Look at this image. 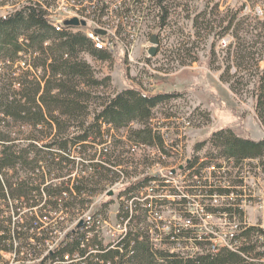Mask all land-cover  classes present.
Instances as JSON below:
<instances>
[{
	"label": "trees",
	"instance_id": "16d2710c",
	"mask_svg": "<svg viewBox=\"0 0 264 264\" xmlns=\"http://www.w3.org/2000/svg\"><path fill=\"white\" fill-rule=\"evenodd\" d=\"M73 1L97 22H102L113 7L121 14L133 9L140 13L146 2L148 10L158 13L161 25L168 17L169 0L123 1L119 6L113 0ZM8 4L12 9L0 14V253L13 255L21 264L26 260L53 264L63 253L78 251L83 255L92 246L113 264H264V227L244 223L239 204L242 191L237 188L241 182L232 179V172L226 169L249 159L257 160L264 173V138L255 140L220 128L208 140L196 143L195 151L205 143L208 146L203 157L194 153L184 164L187 196L158 174H131L113 155L117 143L129 150L148 147L162 156L169 155L172 147L164 143L160 125H154L153 110L178 94L148 95L129 87L113 95H96L91 88L107 86L109 77L95 78L91 64L80 55L106 60L110 52L96 48L79 31L55 29L48 20V9L56 0L0 2L1 6ZM24 56L39 75L28 70L14 72V64ZM254 98L255 113L264 123V68L259 72ZM93 104L96 107L91 110ZM133 123L139 127L132 128ZM108 140L107 150L92 151L93 146ZM152 181L156 183L152 185ZM117 182L123 198L118 217L129 219L120 252L103 247L96 232L95 238L85 240L94 229L87 228L85 222L105 219L112 203L106 197L95 212L87 213L93 197ZM149 185L152 198L145 192ZM190 196L201 199L205 214L238 218L240 224L229 233L228 245L212 248V234L198 236L194 228L176 224L165 235L155 228L154 235L160 240L153 241L148 215L164 205L189 215L186 206L191 203ZM214 197L223 203L213 204ZM35 206L37 209H32ZM27 207L30 209L25 210ZM62 215L75 223L80 219L85 222L67 230L57 246H49L62 227L44 226V222ZM190 242L196 250L189 247ZM116 255L119 258L115 261Z\"/></svg>",
	"mask_w": 264,
	"mask_h": 264
},
{
	"label": "rangeland",
	"instance_id": "374dc122",
	"mask_svg": "<svg viewBox=\"0 0 264 264\" xmlns=\"http://www.w3.org/2000/svg\"><path fill=\"white\" fill-rule=\"evenodd\" d=\"M68 1L54 5L50 15L69 16L76 13L74 7L81 9L73 0ZM123 1L132 2L113 0V3L119 6ZM146 4L140 13L133 9L121 14L115 7L108 12L105 24L109 25V33H115L118 37L115 48L106 50L110 52V58L101 60L86 53L80 55L91 64L95 78L109 77L107 86L91 88L96 95H113L129 87L148 95L165 92L178 94L154 108L153 123L160 125L161 132L172 140H180L182 148L178 149V153L162 156L148 147L129 150L119 141L113 155L124 163L123 168L132 171L131 174H164L169 168L178 170V166L184 165L194 153L203 157L208 144L205 143L198 151L194 150L195 144L208 140L220 128H229L239 136L255 140L264 138V123L259 121L254 110V87L259 72L264 68V0H169L168 17L163 25L158 21L156 10H148ZM11 9L9 4L0 5V14L4 15ZM87 26L103 27L91 19L87 20ZM153 34H157L158 44L156 54L151 56L148 49L152 46L150 38ZM26 58L24 56L14 64V72L19 74L28 70L39 75L40 71L28 66ZM15 87L18 88V85ZM94 107L93 104L90 109ZM131 127L137 128L139 125L133 123ZM117 135L120 139V132ZM92 151L98 154V145L93 146ZM74 155L80 161L77 151H74ZM226 169L232 172V179L241 182L237 188L242 191L239 204L244 212V223L264 227V173L258 161L243 159L238 167L227 165ZM177 172L169 182L172 188L187 196V175L180 173V170ZM73 175H76V171ZM120 188L119 182L108 185L106 190L112 191V195H108L107 191L95 195L87 212H95L101 201L110 197L112 203L105 217L115 230H118L115 225L120 221L118 214L123 199L118 194ZM145 192L152 193L150 186L146 187ZM190 198L191 203L186 208L200 216V208L203 207L201 199ZM211 202L219 205L223 199L217 198L216 202ZM29 209L27 207L25 210ZM32 209L36 210L37 207ZM62 216L44 222V226L62 227L57 229L56 240L49 242V246H57L65 232L74 226L75 221L68 219L67 215ZM154 216L156 221L161 218V226L168 225L163 235L174 224L184 225V216L170 205L162 206ZM200 221L202 225L197 232L212 234L218 244H223L229 232L240 224L237 217L227 216H203ZM107 228L111 229L110 226ZM104 234L111 236V233ZM189 247H193L192 242ZM193 248L196 250V247ZM0 264H20V261L2 252Z\"/></svg>",
	"mask_w": 264,
	"mask_h": 264
},
{
	"label": "built area",
	"instance_id": "2783aa9c",
	"mask_svg": "<svg viewBox=\"0 0 264 264\" xmlns=\"http://www.w3.org/2000/svg\"><path fill=\"white\" fill-rule=\"evenodd\" d=\"M64 1H66V0H62V1L61 0H56V4L58 5L60 2H64ZM73 3H74V1H73ZM71 6H73V4H71ZM52 7L53 6H51L48 9V11H49L48 20L58 21V26H67V25L64 24V21L66 19H69V18H72V17H77L79 20H85L86 21V25L85 26H81V25H78V26H67L68 27V31H73V32L81 31L83 33H88L89 35H92L93 38H97V44H104V45H107L108 48H113V49L115 48L116 38H118V37H117V35L115 33L113 35L109 33V30H108L109 25L105 24L106 15L103 16V21L102 22H97V24H100V25L102 24L103 27H101V26H89L88 27L87 26V20L91 19L92 21H94L93 18H92V15H90L89 11H86L85 13H83L77 7H74L76 13H73V14H71L69 16H63V17H52V14L50 15ZM96 29H102L105 32V34L97 33L95 31ZM183 120L185 121V119H183ZM185 123L187 124L188 122H185ZM162 136H163V139H164V143L167 146H171L172 147L171 153L173 151H177V149H181L182 148L180 140H178V139L172 140L171 138L166 136V134L163 133V132H162ZM179 138H180V136H179ZM109 142H110V140H108L106 143H104L102 145H99L98 146L99 151L101 150L102 147H104V151L107 150V146L106 145H108ZM187 160H186V162H187ZM180 166H182L181 169L179 168ZM180 166H178V170H180V173H182V169H183L184 165H180ZM173 170H175L174 173H172ZM178 170H177V168H175V169L169 168V170H167V173L163 174L162 172H156V173H152V174H158L161 178L165 179V182L170 183L169 179L171 177H173L175 174H177ZM151 183H152V185H154L156 182L152 181ZM152 185H149L150 189H151ZM106 191L108 192V190H106ZM147 196L150 197V198L153 197L152 193L151 194L147 193ZM213 201L216 202L217 201V197H214ZM200 211H201V213H200V216H199V214H195L193 211L188 210L189 215L184 216V225H183L184 227L194 228L195 232H196V234L198 236L202 235L199 232H197L198 228H201V225H202V223L200 221V218L203 217V216H211L210 214H205L203 212V207L202 206L200 208ZM154 214L155 215L158 214V209L154 210L153 212H151V214L148 215V222L153 224L150 227V233H151V236L153 238V241L154 242H159L160 239L157 236L154 235V229L158 228L160 233L162 232V234H163L164 231H165L164 228L165 227L167 228L168 225L163 224L161 226L160 225L162 223L161 218H159L160 221H156L155 220L156 218H155ZM198 217H199V219H198ZM119 220L120 221L115 225V227H117L118 230H115L114 226L113 227L111 226V224L108 221V218L94 220V221L87 220L86 222L84 221V219H80L78 222L74 223L73 228H75L76 226H82L84 224V222L86 223V227L87 228H92L94 226L93 227L94 229H92V230L90 229L89 235H87L85 240L88 242V241L92 240L93 238H95L93 236V233L96 232V239L98 241H100V243H101V245L103 247L116 248L120 252V240L126 234V232L128 231L129 219H125L124 220L123 218H120ZM81 221H82V223L79 224ZM108 226H110L111 229L107 228ZM104 229H105V232H103ZM104 233H107V234L111 233V236L107 237V235L104 234ZM63 238H64V236H63ZM212 243H213L212 248H216V247H219L221 245H228V239L226 241H224L223 244H218L215 241V237H214L212 239ZM82 246L85 247V244H83ZM51 248H53V247H51ZM101 253L102 252L97 250L96 247L90 246V247H88V250L85 251V253L83 255H82V253H80L78 251H74L73 253H63L62 254V259L58 260V261H54L53 264H113L110 260H105V259L101 258L100 257ZM118 258H119V255H116L115 261ZM38 260H40V259H35L36 262H39ZM28 262H29L28 264H31L33 262V260H29Z\"/></svg>",
	"mask_w": 264,
	"mask_h": 264
},
{
	"label": "water",
	"instance_id": "95a60500",
	"mask_svg": "<svg viewBox=\"0 0 264 264\" xmlns=\"http://www.w3.org/2000/svg\"><path fill=\"white\" fill-rule=\"evenodd\" d=\"M64 24L67 26H85L86 25V21L85 20H79L77 17H72L69 19H66L64 21ZM97 33L99 34H105V32L102 29H96L95 30ZM150 43L152 44V46L148 49V54L153 56L156 54L157 48L156 45L158 44V38H157V34H153L150 38ZM180 169L182 168V166L179 167ZM175 170L172 171V173H174ZM112 191L108 192V195H112ZM82 221L79 223L81 224Z\"/></svg>",
	"mask_w": 264,
	"mask_h": 264
},
{
	"label": "bare ground",
	"instance_id": "6f19581e",
	"mask_svg": "<svg viewBox=\"0 0 264 264\" xmlns=\"http://www.w3.org/2000/svg\"><path fill=\"white\" fill-rule=\"evenodd\" d=\"M51 24L52 26L55 28V29H67L68 30V27L67 26H58V21H54V20H51ZM94 44V46L98 49H105V50H108L109 48L107 47V45H104V44H97V38H93L92 35H89L88 33H84ZM110 50V49H109Z\"/></svg>",
	"mask_w": 264,
	"mask_h": 264
}]
</instances>
